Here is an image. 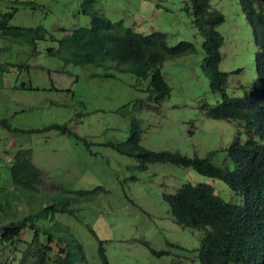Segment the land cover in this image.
Listing matches in <instances>:
<instances>
[{
	"label": "rangeland",
	"instance_id": "374dc122",
	"mask_svg": "<svg viewBox=\"0 0 264 264\" xmlns=\"http://www.w3.org/2000/svg\"><path fill=\"white\" fill-rule=\"evenodd\" d=\"M13 1L0 3L1 9L18 7L12 25H43L55 37L91 25V16L81 11L83 0H20L33 1L27 6ZM188 1L96 0L94 6L109 20L135 31L165 32L169 45L181 40L195 44V52L165 60L162 73L171 93L155 108L146 106L151 104L147 83L113 69L115 63L109 62L111 67L66 65L47 54L48 48L56 45L50 38L38 44L36 53L11 44V59L23 60L25 65L11 68L5 77L0 88V119L8 118L14 128L22 130L68 123L93 144L89 150L82 141L58 130L16 134L0 128L4 188L0 202L11 214L30 210L25 204L30 194L14 187L7 169L20 147L32 149L35 164L47 172V183L71 190L99 188L91 201L76 206V216L58 215L84 245L88 264H102L99 239L104 241L111 264H200L204 232L175 222L164 194L176 192L187 182L208 183L224 200L243 203L242 197L220 179L170 163L150 164L145 171L131 169L137 164L134 159L102 145L108 140H126L134 116L141 121L142 145L152 150L203 157L225 149L237 137L242 142L247 139L238 122L211 118L204 107L205 103L216 104L220 95L211 91L201 68L203 38L186 11ZM211 4L225 16L218 30L224 37L220 69L229 73L228 94L244 96L257 81L252 28L239 0H211ZM223 160L221 152L217 162ZM50 193L43 189L41 199ZM17 255L1 251L0 264H17Z\"/></svg>",
	"mask_w": 264,
	"mask_h": 264
},
{
	"label": "trees",
	"instance_id": "16d2710c",
	"mask_svg": "<svg viewBox=\"0 0 264 264\" xmlns=\"http://www.w3.org/2000/svg\"><path fill=\"white\" fill-rule=\"evenodd\" d=\"M13 3L34 4L20 0ZM95 3L96 0L81 3V11L91 16V25L74 28L61 37H55L43 25H12L18 7L0 8V88L11 68L21 69L25 65L23 60L11 59L12 45L26 46L36 53L38 44L50 38L56 45L48 48V55L61 59L66 65L111 67L108 63H115L113 69L133 74L147 83L146 90L153 106H146L158 107L171 93L162 73L165 60L195 52V44L181 40L169 45L165 32L143 33L125 27L122 22H113L96 11ZM239 3L257 45V81L244 96L228 94L229 73L220 69L224 37L218 26L225 21L224 14L212 7L211 0H189L186 11L193 16L203 38L201 68L211 91L220 95L216 104H204L207 114L211 118L238 122L247 139L242 142L237 137L225 149L213 150L203 157L168 149L152 150L142 145L141 121L134 116L126 140L102 143L134 159L137 164L130 166L131 169L145 171L155 163L193 168L200 174L224 181L242 197L243 203L229 202L216 194L211 184L190 182L174 193L164 194L175 222L204 232L198 254L200 264H264V0H239ZM135 102L144 104L143 100ZM0 128L16 134L58 130L82 141L89 150L93 144L74 132L68 123L22 130L14 128L8 118H1ZM221 152H224V160L217 162ZM7 169L14 187L25 195L30 194L25 202L30 210H16L11 214L0 202V212L6 216L0 215V257L1 251L9 250L18 254L17 264H88L84 245L58 215L76 216V206L91 201L99 188L71 190L58 183H47V172L35 164L31 148H18ZM132 178L136 180L137 176ZM43 189L51 192L45 194V200L41 199ZM3 191L0 173V192ZM90 230L97 237L95 230ZM98 241L101 263L111 264L104 241ZM154 253L161 254L155 250Z\"/></svg>",
	"mask_w": 264,
	"mask_h": 264
}]
</instances>
